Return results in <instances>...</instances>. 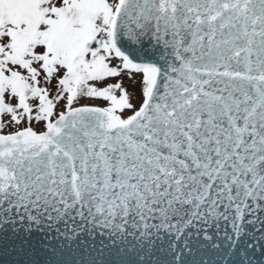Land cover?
Here are the masks:
<instances>
[{
	"label": "snow or ice",
	"instance_id": "snow-or-ice-1",
	"mask_svg": "<svg viewBox=\"0 0 264 264\" xmlns=\"http://www.w3.org/2000/svg\"><path fill=\"white\" fill-rule=\"evenodd\" d=\"M0 264H264V0H0Z\"/></svg>",
	"mask_w": 264,
	"mask_h": 264
}]
</instances>
